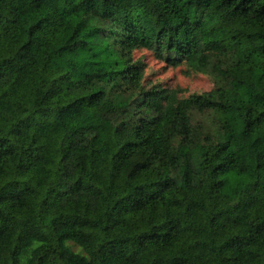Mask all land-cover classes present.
Instances as JSON below:
<instances>
[{"label":"trees","instance_id":"trees-1","mask_svg":"<svg viewBox=\"0 0 264 264\" xmlns=\"http://www.w3.org/2000/svg\"><path fill=\"white\" fill-rule=\"evenodd\" d=\"M0 264H264V0H0Z\"/></svg>","mask_w":264,"mask_h":264},{"label":"rangeland","instance_id":"rangeland-1","mask_svg":"<svg viewBox=\"0 0 264 264\" xmlns=\"http://www.w3.org/2000/svg\"><path fill=\"white\" fill-rule=\"evenodd\" d=\"M133 59L144 65V78L142 81L144 88L158 86L179 89L182 98L194 94L208 93L214 89L213 81L209 76L197 73L185 64L171 66L165 60L158 59L153 52L136 51L133 54ZM200 123H203L202 120Z\"/></svg>","mask_w":264,"mask_h":264}]
</instances>
